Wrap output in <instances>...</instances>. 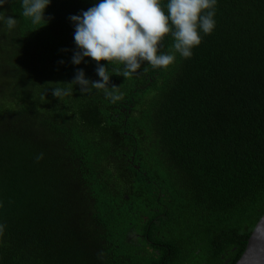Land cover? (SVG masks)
Returning <instances> with one entry per match:
<instances>
[{
  "label": "trees",
  "instance_id": "1",
  "mask_svg": "<svg viewBox=\"0 0 264 264\" xmlns=\"http://www.w3.org/2000/svg\"><path fill=\"white\" fill-rule=\"evenodd\" d=\"M96 3L51 0L46 25L0 8V264H236L264 215V0H217L166 70L101 62L116 103L57 99L78 70L100 80L72 63L70 17Z\"/></svg>",
  "mask_w": 264,
  "mask_h": 264
},
{
  "label": "clouds",
  "instance_id": "2",
  "mask_svg": "<svg viewBox=\"0 0 264 264\" xmlns=\"http://www.w3.org/2000/svg\"><path fill=\"white\" fill-rule=\"evenodd\" d=\"M51 0H21L22 15L33 25H46L45 10ZM9 0H0L3 8ZM217 0H98L94 6L80 15H72L75 25L74 41L77 51L72 63L79 65L84 58L97 64L99 81L85 78L83 70H78L67 87H52V95L60 99L72 94V86L79 85L82 94L93 89L102 90L105 98L116 103L121 100L120 87H109L110 74L101 62L117 67V76L125 79L139 74L142 65L148 68L167 69L177 54L185 59L192 56V50L202 42V35H209L215 28V7ZM9 30L17 20L0 15ZM172 37V51H160L166 37ZM63 64V61H60ZM39 158V157H38ZM4 226L0 225V234Z\"/></svg>",
  "mask_w": 264,
  "mask_h": 264
},
{
  "label": "water",
  "instance_id": "3",
  "mask_svg": "<svg viewBox=\"0 0 264 264\" xmlns=\"http://www.w3.org/2000/svg\"><path fill=\"white\" fill-rule=\"evenodd\" d=\"M236 264H264V215L254 228L246 250Z\"/></svg>",
  "mask_w": 264,
  "mask_h": 264
}]
</instances>
